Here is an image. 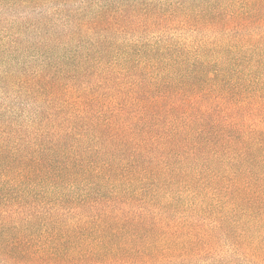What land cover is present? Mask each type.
<instances>
[{"label": "trees", "instance_id": "1", "mask_svg": "<svg viewBox=\"0 0 264 264\" xmlns=\"http://www.w3.org/2000/svg\"><path fill=\"white\" fill-rule=\"evenodd\" d=\"M0 264H264V0H0Z\"/></svg>", "mask_w": 264, "mask_h": 264}]
</instances>
